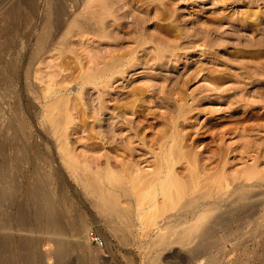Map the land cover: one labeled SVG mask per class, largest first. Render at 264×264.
Masks as SVG:
<instances>
[{"label": "rangeland", "instance_id": "obj_1", "mask_svg": "<svg viewBox=\"0 0 264 264\" xmlns=\"http://www.w3.org/2000/svg\"><path fill=\"white\" fill-rule=\"evenodd\" d=\"M13 1H16L23 9V14L20 17L7 15L8 6ZM71 1L73 0L68 1V4H66L68 15L62 19L57 27L53 28L47 22L48 0H0V139L3 140H0V146L3 150L5 144H7L5 147L8 146L4 151L1 150L2 148L0 149V151H3L0 153V264H7L10 256H14L19 264H24L23 259L32 251V241H26L22 244L20 234L28 233L18 230V224L20 223V207L26 197V191L36 174L41 172L54 175L53 182L56 184L54 196L61 205L67 206L66 210L68 207L70 209L67 229L64 236H62L65 238L66 243L61 246H56L52 238L57 235L48 231L43 222H35L34 224L28 222L30 224L29 228L40 231L32 233L30 237L34 236L40 240L38 251L44 255L43 264H56V253L67 248L68 252L61 264H264V45H262V42H264V28H262L264 27V0L257 2L252 0V3L250 0H137L134 6L121 3L124 9L118 11V13L115 11L116 14L112 12L114 14L111 15L112 18H107L108 21H111L108 27L111 34L121 38L119 42L118 40L115 41L118 45L111 38H104L97 35V33L84 29H73L69 33L70 19L73 20L75 16V18L82 20L79 12L83 8V6L80 7L75 13L72 10L73 4L70 3ZM80 1L83 2V0H76L78 4L81 3ZM103 1L107 4L113 3L114 0ZM153 4L158 10L152 8ZM142 5L151 6L149 8L153 10L149 11L148 14L150 15H145V12L140 10ZM136 10L139 11L136 12ZM127 11L129 12L127 13ZM158 11H163V13ZM77 14L80 16H77ZM127 14L129 15L127 16ZM114 19L117 20L118 25H115ZM245 19L246 21H244ZM132 22L134 24L129 26ZM112 24L117 27L115 28ZM135 24L136 26L140 25L139 28L134 26ZM127 25L131 27L130 30L129 28L125 29ZM137 29H141V32L145 33V36L142 34L144 36H142V39L145 38L146 47L151 48L148 50L151 52L149 58L158 55L153 54V52L166 53L165 57L163 55L166 62L164 63L165 66L158 67L156 65L158 59L155 56L153 58V60L156 58L155 61L151 60L152 58L149 59V63H147L149 66L142 63L143 66L131 68L130 73L124 74L125 78L120 79L114 85H120L119 88L125 86L120 90L125 89L123 91H127L131 87L153 82L154 84L157 83L159 89L156 86L155 88L156 91H159L167 90L176 83L180 90L175 86L176 94L173 96L183 98L185 95L186 98L183 99L186 100L182 99L181 102L184 101L187 106H184L182 110L184 113L181 112V114L183 116L186 113L185 116L188 115V117L184 118L186 120L188 118L191 122L186 121L182 116L180 119L181 114L178 115V110H176V113L175 108H169L172 107V103L169 101L166 103L163 101V104L151 95V97H146L148 100L146 98L143 100L145 101L144 105L148 108L146 114L151 108L147 114L149 119L152 122L160 121L157 124L159 128L156 126L155 128L160 131L170 130L171 121L179 118L178 122L181 121L180 125L182 126L179 125L180 130L183 129L187 132L190 129L189 132L193 133L192 136L198 138L197 145L195 144L196 147L192 148L191 153L193 154L190 156L193 158L196 155L197 159L201 156L200 159L206 158L205 161L209 163L207 165L208 173L205 171L204 173H207L206 177H202L203 180L206 178L202 181L204 187H201L195 194L186 196L187 198L183 199L184 202L181 201L184 204L193 195L201 193L215 195L217 192V196L225 190L228 191L229 198L222 204L227 205V208H231V213L222 223L216 237L210 239L206 245V250L201 252H190L179 243H172L167 247L160 245L158 235L162 233L161 230L166 231L167 222L165 221L167 220L164 218L167 217L166 219H168L170 214L174 217L177 215L174 219H172V216V220L177 219L180 214L176 210H171L172 212L169 211L168 214L164 212L165 215L159 216V219L158 217L155 218L156 221H159L158 224L156 223L152 227L148 220L150 218L149 214L145 216V211L149 207L148 204H146L145 209L139 211L137 206L140 204V197L136 195L139 198L137 199L128 190L131 193L130 196L126 197L125 194V197L119 198L121 201L118 203H120L122 209H128L129 207V210L132 207L134 209L131 210L132 214L128 213L130 214L127 215L128 217L126 215L123 217L125 221H122V217L117 216L121 219L120 221L116 219V216L112 218L110 211L103 208V204L97 195L91 193L87 188L85 189L83 185L84 175L87 173L88 178L95 179L97 177L95 181L101 179L99 181L103 182L102 184L97 181L100 185L106 184L108 181L103 180L108 179V176H106L108 170L111 169L110 171H112L113 167V171H115L118 166L119 168L123 166L121 162H124V159L122 154L121 156L116 151H112L109 144H105V147H103L99 141L101 139L99 137L94 138L95 135L97 136L95 133L98 128L97 125L95 131L91 129L92 132L94 131V137L89 138L88 129L90 130L91 126H94L91 113L87 114L90 119L88 116L82 115L88 119L85 120L74 111L79 95L82 98L87 97L84 100L91 101L94 106L98 100L96 98L99 97L97 89H94V84L83 87L81 80L88 73L91 75V72L94 71V74L99 68L98 66H101L99 63L104 50L107 53L110 50L113 52L112 50L116 48L119 53H122L124 48L128 50L131 49L130 46L132 48L133 46L136 47L135 40L141 38L137 36L138 33L135 34ZM258 30L261 32L259 33ZM150 34L152 35L150 36ZM42 36L44 37L43 41L41 40ZM151 40L154 42L152 43ZM258 40L261 42H258ZM213 43L216 44L213 45ZM109 44L112 47L111 49L110 46L107 47ZM173 50L176 54L172 52ZM140 54L141 52L138 53V55ZM148 57L146 56V58ZM192 75L194 78L191 77ZM176 78H179V80ZM161 81H164V84ZM165 81L168 83L166 84ZM158 82L160 83L158 84ZM184 83L186 86H184ZM56 84H59V86H55ZM163 85L166 87L160 89L163 88ZM48 86L57 87V92L53 93L52 99L46 98L45 91ZM126 86H128V89H126ZM82 87L85 90H82ZM60 88H62L61 91ZM176 89L179 93L183 92V96L180 95L181 93L177 96L178 91ZM261 94L263 95L261 96ZM160 95H164V93ZM55 98L61 99L65 107L70 106H68L69 109L66 107L67 110H70L68 113L72 115L69 118L71 122L68 124L67 134L69 133L68 138L72 141L70 142L71 147L69 146L70 158L76 163V168L71 160L68 159L71 162L66 160L67 157L65 158L62 150L59 149L60 142L56 138L57 136H54L53 124L45 110L49 101ZM89 98L96 100L92 101ZM152 100L154 103H152ZM155 100H158V103ZM190 104L191 106H189ZM185 108L189 111L184 110ZM151 112L154 113L153 116ZM150 113L151 115H149ZM171 115L173 118L171 117L170 120L168 116ZM126 116L136 118L131 113ZM63 118L62 116L60 120L64 123ZM86 121L91 126L88 127ZM217 121L220 123L218 124ZM182 122L187 125L186 129H184ZM215 123L217 125H214ZM165 124L167 125L165 126ZM208 124L210 126L213 124L212 126L215 127L211 126L210 129ZM191 126L193 127L191 128ZM4 128H9V134H12L11 131L14 133L12 137ZM155 128L154 131H157ZM2 129L6 133L2 132ZM128 130L127 128V132H125V129L123 130L125 132L123 133L124 136H131ZM214 130L220 135L225 132V137H217L214 142L211 137H205L211 136L214 132L216 133ZM148 131L151 130L148 129ZM170 131H167V135L172 133V129ZM5 135L11 138L8 139L7 137V140ZM180 135L183 136L182 133ZM180 135L178 138L183 141V137L181 138ZM151 136L149 134L150 138ZM4 140H6L5 144ZM7 141L9 142L7 143ZM134 142V145L139 143L135 140ZM154 145L152 149L157 147L156 144ZM157 149L158 147L154 151ZM136 154V157L144 162L141 163L143 167L140 166L144 168V172L146 171L145 174L155 171L156 164H154L153 152L146 154L144 150L137 148ZM215 154H217V157ZM220 155L221 157H219ZM208 157L212 159L213 163ZM109 158L111 160L109 164L114 163L110 164L112 167L106 164ZM152 160L153 163H151ZM182 163L180 162V166L182 164L183 169L180 168L179 170H183L182 172L187 171L186 165L188 166V162L182 160ZM70 164L74 165L73 169L70 168L71 166L69 167ZM223 167L224 169H222ZM93 171L95 172L93 173ZM99 172L102 175L97 174ZM96 174L102 177L105 175L106 177L105 179L100 178ZM246 174L250 176H246ZM222 175H225L224 177L228 180V188H223L219 184L216 187H210L214 183L209 182L215 180L217 176L218 179L222 178ZM87 176L85 179H87ZM218 181L222 185V182H220L222 180ZM110 182L112 181L109 180L110 185L107 184V186L111 188L112 183ZM111 191L109 190L108 193ZM214 191L216 192L214 193ZM246 191H249L250 193L247 192V194L249 193L253 198L249 201L248 206L240 207L239 203L241 202H237V197ZM157 198L156 202L159 200L157 205L159 206L161 202L164 206L163 198L160 195ZM210 199L213 200L212 197ZM104 209L108 210L111 217ZM143 214L145 222L144 219H140ZM147 216L148 218H146ZM129 217L130 219L126 221ZM81 222L86 226L83 232L78 230ZM8 223L11 224L12 228L6 229ZM117 225L120 226L119 228L122 231L112 230ZM92 232L101 238L103 244L92 242L90 239V233ZM13 233L17 236L12 239V247L9 249L6 246L7 238L8 234Z\"/></svg>", "mask_w": 264, "mask_h": 264}, {"label": "bare ground", "instance_id": "obj_2", "mask_svg": "<svg viewBox=\"0 0 264 264\" xmlns=\"http://www.w3.org/2000/svg\"><path fill=\"white\" fill-rule=\"evenodd\" d=\"M68 1H70V0H48V2H49V12H48L47 22H48V25L49 26H51L53 28L54 27H57L60 24V22L62 21V19L65 18L68 15V6L66 5V4H68ZM136 1L137 0H114L113 3L111 2L112 4L111 3H107L106 4L103 0H83V2L80 1L81 3L78 4L76 2V0L75 1L73 0L70 3L73 4V6L72 5L71 6L74 8V9L72 8V10H74L75 13H76V11H78L80 9V7L83 6V8L79 12V14L82 17L81 18L82 20L77 19V17L75 18V16H74L73 20L70 19L71 21L69 20L70 22H69V25H68L69 26L68 31L70 33L73 29H80V30H83L84 29V30H87V31H91V32L97 33V35H100V36H102L104 38H109V39L111 38V39L114 40L113 42H115V41L117 42V40L119 42V39H121V38H118V36L116 37V35H112L111 32L109 31L110 29L108 27H109V24H111L110 23L111 21H108L107 18L108 17H111V15L115 11H117V13H118V11L124 9L123 8V5L129 4L131 6H134ZM250 1L252 3V0H250ZM255 1L257 2L259 0H255ZM260 1H262V0H260ZM121 3H123V5ZM163 5H164V3H163ZM149 6L150 5H148V6L147 5L146 6L142 5V7H140L141 9L140 8L139 9L141 11H144L145 12V15L146 14L147 15H150V14H148L149 11H151L153 9H157V8L154 7V4L152 6L153 9L152 8H149ZM138 11L136 10V12H138ZM7 12H8L7 15L15 16V17H20L23 14V9H21V6L16 1H13L8 6ZM128 12L129 11H127V13ZM158 12L163 13V11L162 12L161 11H158ZM158 12H157V14H158ZM79 14H77V16ZM115 14H116V12H115ZM128 15L129 14H127V16ZM222 16H224V15L222 14ZM118 17H116V18H118ZM222 19H224V18H222ZM113 21H114V23L116 25L117 24V22H116L117 20L114 19ZM132 21H135V20H132ZM136 21L138 22L139 20L137 19ZM244 21H246V19ZM218 22H220V21H218ZM240 22H241V20H240ZM131 24L133 25L134 23L133 22L130 23L129 26H131ZM244 24H246V23H244ZM261 24H262V22H261ZM112 26H114V25L112 24ZM127 26H125L126 27L125 29L129 28V30H130L131 27H129V26L127 27ZM134 26H136V24ZM134 26H132V27H134ZM139 26L140 25H138L136 27L139 28ZM123 28H124V26H123ZM253 28H255V27H253ZM262 28H264V27H262ZM111 30L113 31V28ZM138 30L139 29L136 30V33L135 34L138 33L139 35H137V36L138 37H141V38H139L138 40H135L134 39L136 41L134 43V44H136V47L133 46V48H132L130 46L131 49H128V50H125V48H124V50H123L124 52H122V53H119L117 51L118 49H116V48H115L116 50L114 48L113 49L117 53H114L115 52L114 50H112L113 52H111V50L110 51L108 50L109 52L106 53L105 50H104L103 55L101 54L102 57H101L100 63H99V60L96 58V60H98V63L101 65V66H98L99 68H97V71H95L94 74H93L94 71L91 72V75H89V73H88L89 76L88 75L86 76L84 74L85 75V78H83V77H82L83 79L81 78L82 79L81 80V85L83 87H86L87 85H90V84H92V85L94 84V89L96 88L97 89L96 91H98V93H99L98 94L99 97L98 96H97L98 98L95 97L96 99H98L97 100L98 103L96 102L95 103V106H94L91 103V101L88 102V100H86V101L84 100L87 97H85V98L83 97L82 98V96L79 95V99L76 100L77 101V104L75 105L76 107H74V111H76V113L78 115H80V117L82 115L88 116L89 113H91L92 114L91 115L92 116V120L94 122V126L89 125L90 123H88L86 121L87 122V125H88V127L91 126L90 130L91 129L94 130L98 126V128H97L98 130L97 129H96V131L94 130L95 133L97 134V136L95 135V137H94V133H93L94 131L92 132V130L90 131L88 129L89 132L87 134H90L89 135V138L99 137L101 139V140H99L100 141V144L103 145V147H105L104 146L105 144H109L110 145L109 148L112 151H114V152L116 151V153H119L120 155L122 154L123 156L122 155L121 156L124 159V162H121V163H123L122 164L123 166H121L120 168L118 166V168L116 170L114 169L116 172L113 171V167L110 165V164H114V163L111 162L109 164V162L111 161L110 158L107 161L108 163L106 162V164H108V165H110L112 167V171H110L111 170L110 168H109L110 170H108L106 168V170H108V173H107L106 176H108L107 177L108 179H109V177H111L109 180L112 181V182H110V183H112V187L111 188H113L114 190L112 189V191H111L110 186L109 187L107 186V184H109L108 183L109 180L108 179H105V177H106L105 175H104V177L100 176V175H102V173H100V172L97 173V174H100V175H97L96 174V176H100V178H104L105 180H103V181H105V182L108 181L106 184L104 183L103 185H100L99 184V182H100L99 180H101V179H99V180L97 179V181H99V182H97V181H95V179L97 177L94 176L95 179L92 178L93 179L92 180L91 178H88V176H87L88 173H87V174L84 175L83 185L85 186V189L87 188L91 193H94L95 195H97L98 199L103 204V208H107L110 211V214L112 215V218H113V216L114 217L116 216V219L117 220L119 219V217L120 218L121 217L123 218V217H125V215L126 216L127 215L129 216L130 214H128V213L129 212L130 213L132 212L131 210H132L133 207L130 210H129L130 207L128 209L127 208L122 209L120 207V205H119L120 203H118V202L121 201V199H119V198L120 197L122 198V196L125 197V194H126V197L127 196H130L131 193H129L128 190L131 191L135 195V197H137V196L140 197V199L137 197V199L140 200V204L137 206V203H136V206L139 209V211L141 209H145L146 204H148L147 206H149V207H147V209H146L148 212L145 211L146 214H145V212H143V213L145 214V216L147 214H149L150 218L148 220H149V223L152 224V227H153L154 224L156 225V223L159 221V220L156 221L157 217L159 219V216L165 215L164 212H167V214H168L169 211L176 210L180 214L179 217L181 216V218L177 217V219L172 220L177 215L174 217V215H170V214H169L170 216L168 215V219H166L167 217H165V218L163 217L165 220H167V221H165L167 223H166V226H165L166 231L163 232L161 230L162 233H160V234L158 233L159 234L158 235L159 236L158 239H159L160 245H162L164 247H167V246L171 245L172 243L173 244L174 243H179L183 247H186L188 249V251H190V252H195V251L201 252V251L206 250V248H207L206 245H207L208 241L210 239L216 237L217 233L221 229L222 223L225 221V219L228 218V216L231 213V208H227V205L222 204V203H225L228 200V198H229L228 197V191L225 190V191H223L220 194L218 192L219 195H217V196H216V194H217L216 191H214V193L216 192L215 195H210V193H208V194L201 193L199 195H193L192 198L190 197L191 199H188L189 200L188 202H185L183 204V202L185 200L184 198H187L186 196H190L192 194H195L196 192L199 191V189H201V187L202 188L204 187L202 185V181L206 180V178H204V180H203L202 177H206V174L208 173L207 172L208 171L207 170L208 169L207 165L209 163H207L205 161L206 158L200 159L201 158L200 154H199L200 157H198L199 159H197L195 153H194L195 156L193 155L194 156L193 158H192V156H190L191 154H193V153H191V151L193 150L192 148L197 143V141H198L197 139L198 138H194L192 136L193 133L191 134V132H189L190 129L187 130V132L185 130H184L185 131L184 132L183 129L180 130L181 129L180 128V126H181L180 125V122L181 121L179 120L180 122H178V119L182 116L181 112H182L184 106H187V105H186V103L184 101L181 102L182 99L185 97V95L183 96V94H182L183 92L182 93L180 92L181 94L179 93L178 90H180L179 89L180 87H177L176 86L177 85L176 83L174 85H172L173 84L172 83L171 85L173 87H171V88H169L167 90H159V91H156L155 86L158 87L156 85L157 84L156 82H155L156 84H154L153 82H150L151 83L150 84L147 81L149 84H147L146 82H144L146 84L145 85L143 84L142 86L141 85L140 86H135L134 85L135 87H131L127 91H123L125 89H123L122 91L120 90L122 88H125V86L122 87L123 85L121 86L122 88H119L120 85L119 86L114 85L120 79L125 78V75L124 74L128 73L131 68H136V67L143 66L142 63L143 64L144 63H146V64L149 63V59L152 58L151 60H153V58L155 56L158 59V61H156V65L158 67L165 66L164 63H166V62L164 61V57H165V54L166 53H160V51H158L155 48L158 52L157 53L156 52H153V54L155 53V54H158V55H154V56L152 55L153 57L149 58L148 56H151V54H150L151 52L148 51V50L151 49L150 48L151 46L149 47L150 49H148V47H146V43L147 42H146L145 38L142 39V36L145 33H142L141 32L142 31L141 29L139 31ZM212 30H215V29H212ZM260 30H263V29H260ZM117 32H118V30H117ZM260 32L261 31H259V33ZM132 34L134 35V33H132ZM253 34H255V33H253ZM120 35H122V34H120ZM151 35L152 34H150V36ZM153 35L156 37L155 34H153ZM260 37H258V38H260ZM124 38H126V37H124ZM160 38H162V37H160ZM188 38H189V36H188ZM207 38H209V37H207ZM43 39H44V37L42 36L41 37V40L43 41ZM147 39L149 40L150 38H147ZM157 40H158V38H157ZM163 41H161V42H163ZM259 41L260 40H258V42ZM153 42L154 41H152V43ZM262 43H263L262 45H264V42H262ZM215 44L213 43V45H215ZM120 45H119V47H121ZM109 46H110V44L107 47L109 48ZM156 47L159 48L158 46H156ZM171 47H172V45H171ZM108 48H106V49H108ZM111 48L112 47L110 46V49ZM160 50H162V49H160ZM174 50L172 52H174ZM165 51H166V49H165ZM140 52H141V54L138 55V53H140ZM163 55H164V57H163ZM146 56L148 58H146ZM177 57H178V55H177ZM99 58H100V56H99ZM146 59H148V60H146ZM155 60H156V58L153 61H155ZM96 63H95V66L98 64V63L97 64ZM152 64H153V62H152ZM191 77H193V75ZM186 79H189V78H186ZM177 80H179V78ZM161 82H162V84H164V81H161ZM168 82H169V80H168ZM191 82H192V80H191ZM138 83H140V82H138ZM159 83L160 82H158V84ZM165 83H166V81H165ZM55 86H59V84H56ZM55 86H48L47 90L45 91V94L47 95L46 96L47 99H52L53 93H56L57 92V87H55ZM175 86L178 89V90L176 89L178 91L177 96H179L178 94H180V95L183 96V98H181V96L180 97L173 96L174 94H176V91H175V88H174ZM178 86H179V84H178ZM180 86H182V85H180ZM184 86H186L185 83H184ZM83 87L81 88L82 90L84 89ZM127 87L128 86H126V89H128ZM164 87H166V86L163 85V88H160V89H164ZM158 89H159V87H158ZM59 90L61 91L62 88H60ZM147 92H148V94H147ZM118 93H119V95H117ZM161 93L162 94L164 93V95H160ZM115 95H117V97H115ZM150 95L151 96H154L161 103H163V101H165V103L168 102V101L171 102L173 105L170 103L172 107H169V108H171V109H174L175 108L174 109L175 112L177 113L176 110H178V115L181 114L179 116V118H176V119H174V120L171 121V124H170V127L171 128L169 127V129L170 130L172 129V133L170 135H167L168 134L167 131L171 132L170 130H167L166 129L167 131H165L163 128H161L164 131H162V130L160 131L157 128H155V126L158 127L157 124L160 122L159 120L157 122H152V120L149 119V117H148L147 114L150 112V109H151L150 107L151 106L149 107L150 108L149 109V112H147V114H146V110L148 108L144 105L145 101L143 99L146 98L147 96H150ZM262 95L263 94H261V96ZM172 96L174 97L173 98L174 100L172 99ZM69 99H70V97H69ZM90 99L92 100V98H89V100ZM146 99L148 100V98H146ZM95 100H92V101H95ZM158 100H155V101L157 102ZM183 100H186V99H183ZM263 101H264V97H263ZM146 102H149V101H146ZM66 103H67V101H66ZM68 103H69V101H68ZM152 103H154V101ZM258 103H260V102H258ZM68 106H66V107L68 108ZM189 106H191V104ZM66 107H65L64 104H62V100L61 99H58V98L56 99L55 98V99L49 101V103L47 104L45 110L48 113V116H49L48 118H50V120H51V122L53 124L52 125L53 126L52 128H54V133H55L54 136L56 135L57 136L56 138H58V140L60 142L59 149L62 150L63 156L65 158L67 157L66 160H68V159L71 160V158H70L71 157V155H70L71 154L70 153V147H71L70 145H71V143L70 142H72V141L69 140V138H68L69 137V133L67 134V132H68V129H69L68 128V124H70V122H71L69 120V118L72 115L70 113H68V112H70V110H67ZM188 107H187V109H188ZM187 109L185 108L184 110H187ZM72 111H73V108H72ZM187 111H189V110H187ZM65 112H66V115H65ZM130 113L133 114V115H135L136 118L134 119V118H131V117L126 116L127 114H130ZM151 113H152V116H153L154 113L153 112H151ZM151 113L149 115H151ZM182 113H184V111ZM174 115H175V113H174ZM178 115H177V117H178ZM185 115H186V113H185ZM185 115H183L182 118L188 117V115L187 116H185ZM62 116L64 117L63 119L66 121V122L64 121V123L62 122V120H60V119H62ZM168 117H170L169 119L171 120L172 115L171 116H168ZM83 118L85 120H88V119H86V117H83ZM88 118H89V116H88ZM163 118H165V117H163ZM150 120H151V122H150ZM187 120H189V119L187 118ZM164 122H165V119H164ZM223 122H221V123H223ZM219 123L220 122H218V124ZM182 124H184V123L182 122ZM166 125L167 124H165V126ZM193 125H194V121H193ZM214 125H217V123H215ZM186 126H187L186 124L183 125L184 129L187 128ZM211 126H210V129H211ZM147 127H150L148 129H150L151 131H148ZM192 127L193 126H191V128ZM212 127H215V126H212ZM126 128L130 130V131L128 130V132L130 133L129 135H131V136H124L123 133L127 132L126 131ZM154 128H155V130L157 129V131H154ZM8 129L9 128L5 129V131H8ZM124 129H125V132L123 131ZM217 129H218V127H217ZM198 131H200V130H198ZM214 131H216V130H214ZM2 132H4L3 129H2ZM4 133H6V132H4ZM9 133H10V130L8 131V134ZM11 133L14 134L12 131H11ZM181 133H182L183 136L180 135ZM224 133L222 135H220L216 131V133L214 132L213 134H211V136L209 135V136H205V137H211L212 138V141L214 142V140L217 137H225L224 135L226 133L225 134ZM12 134H9V136L11 135V137H12ZM149 134L152 135L151 138L149 137ZM179 135L181 136V138L183 137L182 138L183 141H181L178 138ZM5 136H3V137H5L7 139L8 135H5ZM11 137H8V139H10ZM211 138H210V142H211ZM0 140L3 141L2 139H0ZM87 140H88V138H87ZM134 140L135 141H138L139 143H137L136 145H134L133 144V143H135ZM199 140H200V138H199ZM5 141L6 140H4V144H5ZM9 141H7V143ZM94 142H96V141H94ZM1 144H3V143L1 142ZM154 144H156L157 147H158V149L155 150V151H154V149L157 148V147H155L154 149H152ZM209 144H211V143H209ZM5 145H7V144H5ZM5 145H4V150H5L6 147H8V146L5 147ZM219 145H220V143H219ZM97 147H99V146H97ZM1 148H2V146H0V149ZM137 148H140V150H144L146 152V154H148V153L151 154V152H153V154H152L154 156L153 160H154V164H156L155 165V171H152V173H149L148 172V174L147 173L145 174L146 171L145 172L143 171L144 168H142L143 166L141 165V163H144V162L142 160H139L140 158H137L136 157V155H137L136 154V149ZM185 149H187V150H185ZM1 150H3V148ZM217 150H219V149H217ZM3 151H0V153L3 152ZM225 151H226V149H225ZM111 152H109V153H111ZM224 154H225V152H224ZM215 155L217 157V154H215ZM104 157H105V155H104ZM216 157H215V159H216ZM219 157H221V155ZM150 158H152V157H150ZM147 159H148V157H147ZM69 160H68V162H71L72 161V160L71 161H69ZM146 160H144V161H146ZM153 160H152L151 163H153ZM182 160L188 162V166L186 165V167H187L186 170L188 172L187 171L182 172L183 170H179L180 168L183 169L182 168L183 167L182 164L184 162L182 163ZM209 160L212 161V159H210V158H209ZM120 161H122V160H120ZM148 161H149V159H148ZM72 162L74 163V165L76 164L74 161H72ZM116 162H117V160H116ZM180 162L182 163L181 166H180ZM212 163H213V161H212ZM219 164H221V163H219ZM74 165H71L70 164L69 167L71 166L70 168L73 169L74 168ZM218 166H220V165H218ZM75 168H76V165H75ZM222 169H224V167ZM205 171L207 172L206 174L204 173ZM94 172L95 171H93V173ZM185 172H187V173H185ZM181 173H183V174H181ZM248 174H250V173H248ZM248 174H246V176ZM252 174H253V172H252ZM250 175H248V176H250ZM86 176H87V179H85ZM89 176H90V174H89ZM222 176H223L222 178L224 180L221 177H220V179H218V176L215 179L216 181L213 180L215 182H217L218 180H222V181H220V182H222V185H221V183H219V181H218V183H216L217 184L216 185L215 182H213L212 180L210 182L207 180L209 183H211V182L214 183V184H212L213 186H210V187H216V186H218V184L220 186H223V188L224 187H227L228 186V182H227L228 180H227L226 177H224L225 175H222ZM81 177L83 178V176H81ZM211 177H213V176H211ZM53 178H54V175L49 174V173H45V172H41V173L36 174V176L33 178V181L31 182V184L29 185V187H28V189L26 191V197H25L24 201L21 204V207H20V210H21V212H20V223L18 224L19 225L18 230H20L21 232H24L25 231L29 235L26 234V233L20 234V239L22 240V244H24L26 241H32V244H31L32 245V251L28 255H26V258L23 259V263L24 264H43V262H44V255L40 254V252L38 251V245L40 243V240L37 239V238H35L34 236L33 237H30V236H32L31 235L32 233H34V232L36 233V232H40V231H38V230L36 231L33 228H29V225L30 224L28 222L33 223V224L35 222L36 223H40V222L42 223L43 222L44 225H45V228L48 231H51V232H53V233H55L57 235V236H54L52 238V240L54 241V243L56 244V246H61V245H63V244L66 243L65 238L62 237V236H64V234L66 232V229H67L66 225H67V219L69 218V215L68 214H69L70 209H68L69 208L68 207L67 210H66V207L67 206L66 205H64V206L61 205V203L58 202V199L54 196V191H55L54 188H55L56 184L53 182ZM210 178H208V179H210ZM247 179H248V177H247ZM248 182H249V180H248ZM128 186H130V187H128ZM109 190L111 191L110 193H108ZM210 191H212V190H210ZM125 192H128L129 194L128 193H125ZM247 192H249V191L242 192L237 197L238 198V201L237 202H241V203H239L240 207H246V206H248V204L250 203L249 201L253 198V196L249 194L250 192L248 194H247ZM159 195L164 200L163 201L164 202V204H163L164 206H162V203L161 202H160L161 205L160 204H159V206L157 205V203L159 202V200H158V202H156V199H158L157 197H159ZM211 197H212L213 200L210 199ZM0 199H1V196H0ZM181 200H183V202ZM143 204H145V205H143ZM59 208H62V209L60 210ZM107 209H104V210L107 211V213H108V210ZM161 213H163V214H161ZM144 214H143V216L142 215L140 216L141 217L140 219H142V220L144 219V217H145ZM158 214H160V215H158ZM173 214H174V212H173ZM138 215H140V214L138 213ZM108 216H109V213H108ZM117 216H119V217H117ZM172 216H173V218H172ZM182 216H183V218H182ZM109 217H111V216H109ZM146 218H148V216ZM129 219H130V217L128 219H126V221L129 220ZM119 220L121 221V219H119ZM123 220H124V218L122 219V221ZM144 222H145V219H144ZM144 222H143V224H144ZM122 223L125 224L126 222H122ZM119 227L120 226L117 225V227L115 229L113 228L112 230H115L116 232L122 231V230H120ZM10 228H12V226H11V224L8 223L6 225V229H10ZM85 228H86L85 224L81 222L80 223V226L78 227V230H79V232H83L85 230ZM142 228H144V227H142ZM163 230H165V229H163ZM146 232H147V230H146ZM16 236L17 235L14 234V233L13 234H8V238H7V241L8 242L6 243V246L9 249H11V247H12V239L14 237H16ZM67 252H68V248L67 249H64V251H61V252L56 253V258H57L56 264H61L62 263V260L65 258ZM16 261L17 260H16V258L14 256H10V259L7 261V264H19Z\"/></svg>", "mask_w": 264, "mask_h": 264}, {"label": "built area", "instance_id": "obj_3", "mask_svg": "<svg viewBox=\"0 0 264 264\" xmlns=\"http://www.w3.org/2000/svg\"><path fill=\"white\" fill-rule=\"evenodd\" d=\"M90 239L96 244H103L101 238L93 232L90 233Z\"/></svg>", "mask_w": 264, "mask_h": 264}]
</instances>
